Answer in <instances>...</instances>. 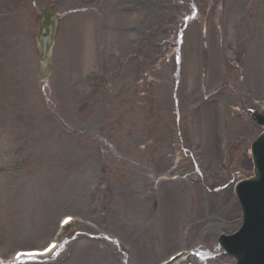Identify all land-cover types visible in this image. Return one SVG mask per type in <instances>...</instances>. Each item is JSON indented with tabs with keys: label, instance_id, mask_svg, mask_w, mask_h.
Instances as JSON below:
<instances>
[{
	"label": "rangeland",
	"instance_id": "rangeland-1",
	"mask_svg": "<svg viewBox=\"0 0 264 264\" xmlns=\"http://www.w3.org/2000/svg\"><path fill=\"white\" fill-rule=\"evenodd\" d=\"M11 3L9 29L19 37L15 48L24 49L11 53L10 83L0 82V264L54 236L68 240L53 258L24 264H157L195 240L189 232L195 223L179 230L183 212L188 221L192 213L196 220L216 219L217 235L235 231L240 211L233 185L214 190L223 186L218 177L228 152L217 133L241 143L248 138L231 149V170L234 182L249 176V142L261 130L251 123L247 130V112L239 108L244 111L245 101L264 108V0ZM46 6L61 17L52 79L57 119L49 93L37 83L32 51L36 16ZM190 12L189 25L178 33ZM232 44L243 51L244 75L242 67L230 80ZM24 85L22 103L18 89ZM173 88L179 141L185 150H197L199 173L187 155L172 151L177 140L167 139L175 128ZM214 89L219 98L190 117L188 110ZM212 117L217 127L209 125ZM186 172L190 178L150 199L152 177ZM154 201L164 224L152 219ZM64 215L77 224L60 235L56 224ZM228 220L227 226L218 223ZM152 229L157 233L146 245ZM201 239L191 246L198 254L179 264H234L217 247V237Z\"/></svg>",
	"mask_w": 264,
	"mask_h": 264
},
{
	"label": "water",
	"instance_id": "water-1",
	"mask_svg": "<svg viewBox=\"0 0 264 264\" xmlns=\"http://www.w3.org/2000/svg\"><path fill=\"white\" fill-rule=\"evenodd\" d=\"M57 18L47 11L39 21V44L43 76L49 73V48L57 28ZM255 147V178L245 182L238 194L245 211L244 226L234 237L221 241V246L232 255L237 264H264V137Z\"/></svg>",
	"mask_w": 264,
	"mask_h": 264
},
{
	"label": "snow or ice",
	"instance_id": "snow-or-ice-1",
	"mask_svg": "<svg viewBox=\"0 0 264 264\" xmlns=\"http://www.w3.org/2000/svg\"><path fill=\"white\" fill-rule=\"evenodd\" d=\"M49 247H54V245H50ZM48 249H45L44 252H39V251H20L16 254L17 258L19 259L20 257H29V258H34L38 256H43Z\"/></svg>",
	"mask_w": 264,
	"mask_h": 264
},
{
	"label": "bare ground",
	"instance_id": "bare-ground-1",
	"mask_svg": "<svg viewBox=\"0 0 264 264\" xmlns=\"http://www.w3.org/2000/svg\"><path fill=\"white\" fill-rule=\"evenodd\" d=\"M218 209L220 210V207H218ZM211 232H213L212 230H211ZM214 233V232H213ZM214 237V236H213Z\"/></svg>",
	"mask_w": 264,
	"mask_h": 264
}]
</instances>
